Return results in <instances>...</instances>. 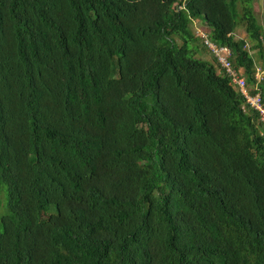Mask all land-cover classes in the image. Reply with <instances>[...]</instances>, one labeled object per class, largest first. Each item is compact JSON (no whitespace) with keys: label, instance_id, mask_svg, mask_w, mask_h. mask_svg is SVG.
<instances>
[{"label":"trees","instance_id":"obj_1","mask_svg":"<svg viewBox=\"0 0 264 264\" xmlns=\"http://www.w3.org/2000/svg\"><path fill=\"white\" fill-rule=\"evenodd\" d=\"M192 25L264 107L253 0H0V264H264V125Z\"/></svg>","mask_w":264,"mask_h":264},{"label":"built area","instance_id":"obj_2","mask_svg":"<svg viewBox=\"0 0 264 264\" xmlns=\"http://www.w3.org/2000/svg\"><path fill=\"white\" fill-rule=\"evenodd\" d=\"M194 33L199 37L202 44L209 50L210 54L216 60L220 68H222L228 75L231 85L241 94L244 104L257 112L260 123L264 125V107L261 105L259 95L258 93L250 94L243 78L240 77L239 70H234L231 67L229 62L230 51L228 47L216 45L211 42L207 37V33L201 30L199 27L195 28ZM260 77L259 71L256 70L254 78L259 80Z\"/></svg>","mask_w":264,"mask_h":264},{"label":"rangeland","instance_id":"obj_3","mask_svg":"<svg viewBox=\"0 0 264 264\" xmlns=\"http://www.w3.org/2000/svg\"><path fill=\"white\" fill-rule=\"evenodd\" d=\"M253 11L254 14L256 16L257 22L260 24V26L262 27V29H264V0H253ZM198 26H195V28ZM192 31L195 32V28L192 25L191 26ZM234 37L235 38H244L246 39L244 30L242 27H237L234 31ZM262 45H263V52H264V35L262 37ZM247 41V39H246ZM200 46L201 43L199 42ZM250 55L252 56V58L255 61V66L256 69L259 71V76H264V70L261 68V60L258 58L257 52L255 50H251L250 47V42L247 41L246 42V46H245ZM197 56H200L206 60H210L211 59V54L208 50L205 49V51H203L201 48L198 49V53ZM217 68V67H216ZM217 70L219 71V69L217 68ZM5 200V193H4V186L2 185L0 187V214L3 212V203Z\"/></svg>","mask_w":264,"mask_h":264},{"label":"crops","instance_id":"obj_4","mask_svg":"<svg viewBox=\"0 0 264 264\" xmlns=\"http://www.w3.org/2000/svg\"><path fill=\"white\" fill-rule=\"evenodd\" d=\"M199 27H200V26H199ZM200 28H201V29H203V30H205V31H207V29H206V28H204V27H202V26H201Z\"/></svg>","mask_w":264,"mask_h":264}]
</instances>
